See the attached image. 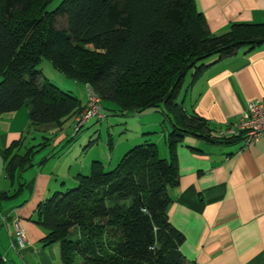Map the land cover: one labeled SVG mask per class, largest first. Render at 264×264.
Listing matches in <instances>:
<instances>
[{"label": "trees", "instance_id": "16d2710c", "mask_svg": "<svg viewBox=\"0 0 264 264\" xmlns=\"http://www.w3.org/2000/svg\"><path fill=\"white\" fill-rule=\"evenodd\" d=\"M52 1L0 0V114L26 107L30 129L53 124L55 136L79 113L81 100L42 74L46 59L94 90L104 110L161 108L173 126L165 136L168 157L154 142L136 144L115 166L95 160L88 174L74 176L73 187L39 203L42 244L57 243L62 264H192L167 214L178 181L175 146L186 133L215 142L235 137H211L177 94L185 74L193 69L196 78L207 58L264 43V22L212 34L195 0H61L47 9ZM54 136L42 134L23 152L22 139L12 142L4 152L8 169L29 168L35 147Z\"/></svg>", "mask_w": 264, "mask_h": 264}, {"label": "crops", "instance_id": "0c3cea01", "mask_svg": "<svg viewBox=\"0 0 264 264\" xmlns=\"http://www.w3.org/2000/svg\"><path fill=\"white\" fill-rule=\"evenodd\" d=\"M195 3L212 34L227 31L233 23L264 22V0ZM205 64L204 70L189 82L183 100L176 101L187 113L206 121L211 137H218L219 130L239 121L249 102L264 99V43L250 49L241 47L229 56L214 55ZM86 101L87 97L83 106ZM157 110L135 113L142 121L144 113ZM161 113V127L167 124L169 132L172 119L163 110ZM155 124L156 120L143 121L142 133H156L149 130ZM44 132L41 127L30 129L26 107L0 114L3 264H62L59 245L42 244L46 232L35 222L37 206L54 192L73 184L77 173L88 174L98 159L74 163L77 166L72 169L68 152L53 150L64 138L60 134L35 147L29 168L21 172L9 170L5 149L22 139L17 150L23 152L28 146H35L30 140ZM162 155L168 157L167 145ZM175 159L178 181L170 190L172 201L167 214L170 223L183 235L179 248L186 260L192 264H264V136L246 146L238 136L215 142L186 133L175 146ZM16 219L24 232L23 245L14 236Z\"/></svg>", "mask_w": 264, "mask_h": 264}, {"label": "rangeland", "instance_id": "374dc122", "mask_svg": "<svg viewBox=\"0 0 264 264\" xmlns=\"http://www.w3.org/2000/svg\"><path fill=\"white\" fill-rule=\"evenodd\" d=\"M61 0H53L47 7V9H53ZM59 26H65V19H58ZM208 59V58H207ZM42 74L48 78L53 84L60 87L61 89L76 95L81 102L85 101L87 97V87L81 82H75L72 79L66 77L63 73L57 71L51 63L43 59L39 65ZM192 70H189L183 77L180 90L177 94V100L181 101L184 98V91L192 80ZM188 97V96H187ZM187 99V98H186ZM105 104V102H102ZM109 109L111 107L105 105ZM164 109V108H163ZM81 111V110H80ZM79 111V112H80ZM160 108L154 112H147L143 114L142 121L138 120V116L134 111L128 113H121L117 110L105 109L107 116L101 120L93 119L87 122L78 132L73 131V120L68 119L62 126V128L56 131L55 136L58 137L60 134H64V138L61 142L54 147V151L64 150L68 152V160L72 166V169L77 166L74 163H78L83 160H97L105 168H111L115 166L122 156L136 144H142L145 142H155L159 156L163 157V149L166 148L164 138L168 134L166 129L167 124L163 125L164 131H162L163 115ZM78 114V113H77ZM156 120L155 125H150L149 130L157 131L156 133L144 134L141 123L144 121ZM154 126V127H153ZM156 127V128H155ZM40 129V127H38ZM46 132L43 134L46 136H54V125L48 124L43 125ZM165 132V134L163 133ZM165 135V136H164ZM30 137V135H28ZM29 139V138H28ZM147 139V140H145ZM30 140V139H29ZM31 143L37 144L41 142L40 136L32 138ZM42 151H45L43 149ZM168 151V148H167ZM68 166V165H67ZM68 188L73 187L72 183L66 185ZM65 188V187H64Z\"/></svg>", "mask_w": 264, "mask_h": 264}, {"label": "built area", "instance_id": "2783aa9c", "mask_svg": "<svg viewBox=\"0 0 264 264\" xmlns=\"http://www.w3.org/2000/svg\"><path fill=\"white\" fill-rule=\"evenodd\" d=\"M99 95L87 87V101L73 120V131L76 133L91 119L101 120L106 117ZM218 137H241L244 145L257 142L264 136V99L251 101L239 121L228 125L217 132ZM14 236L20 245L24 244L25 236L20 221L13 222Z\"/></svg>", "mask_w": 264, "mask_h": 264}]
</instances>
